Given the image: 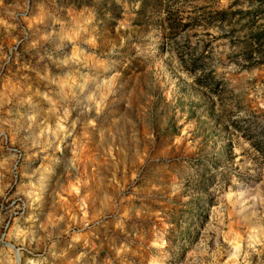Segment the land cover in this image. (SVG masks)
I'll return each mask as SVG.
<instances>
[{
    "label": "rangeland",
    "instance_id": "1",
    "mask_svg": "<svg viewBox=\"0 0 264 264\" xmlns=\"http://www.w3.org/2000/svg\"><path fill=\"white\" fill-rule=\"evenodd\" d=\"M253 48L264 0H0V264H264Z\"/></svg>",
    "mask_w": 264,
    "mask_h": 264
},
{
    "label": "built area",
    "instance_id": "2",
    "mask_svg": "<svg viewBox=\"0 0 264 264\" xmlns=\"http://www.w3.org/2000/svg\"><path fill=\"white\" fill-rule=\"evenodd\" d=\"M5 149L11 154V174H12V187L17 186V183L20 179V173L19 170L21 168V164L23 162V153L12 146H8L5 141ZM15 206L9 210V215L7 218V222L5 223L4 230H7L10 225L11 218L15 217H23L27 213V206L25 201H23L21 198H17L16 200H13L9 206ZM4 235V234H3Z\"/></svg>",
    "mask_w": 264,
    "mask_h": 264
},
{
    "label": "trees",
    "instance_id": "3",
    "mask_svg": "<svg viewBox=\"0 0 264 264\" xmlns=\"http://www.w3.org/2000/svg\"><path fill=\"white\" fill-rule=\"evenodd\" d=\"M251 58L259 59L260 62L264 64V52L259 51L258 48H253L249 50V59Z\"/></svg>",
    "mask_w": 264,
    "mask_h": 264
}]
</instances>
